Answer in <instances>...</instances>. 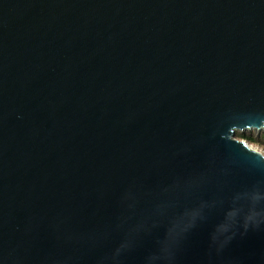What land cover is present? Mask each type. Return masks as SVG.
Returning <instances> with one entry per match:
<instances>
[{
	"label": "water",
	"instance_id": "1",
	"mask_svg": "<svg viewBox=\"0 0 264 264\" xmlns=\"http://www.w3.org/2000/svg\"><path fill=\"white\" fill-rule=\"evenodd\" d=\"M264 0H0V264H264Z\"/></svg>",
	"mask_w": 264,
	"mask_h": 264
},
{
	"label": "rangeland",
	"instance_id": "2",
	"mask_svg": "<svg viewBox=\"0 0 264 264\" xmlns=\"http://www.w3.org/2000/svg\"><path fill=\"white\" fill-rule=\"evenodd\" d=\"M235 139L245 141L249 146L264 153V130H242L235 132Z\"/></svg>",
	"mask_w": 264,
	"mask_h": 264
},
{
	"label": "bare ground",
	"instance_id": "3",
	"mask_svg": "<svg viewBox=\"0 0 264 264\" xmlns=\"http://www.w3.org/2000/svg\"><path fill=\"white\" fill-rule=\"evenodd\" d=\"M262 130H264V129H262ZM253 150H256V151H258L257 149H255V148H253L252 146H250ZM260 152V151H259ZM263 154V156H264V153H262Z\"/></svg>",
	"mask_w": 264,
	"mask_h": 264
}]
</instances>
